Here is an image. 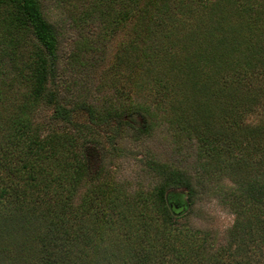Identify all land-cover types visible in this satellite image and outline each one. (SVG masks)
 I'll return each instance as SVG.
<instances>
[{
  "label": "trees",
  "instance_id": "obj_1",
  "mask_svg": "<svg viewBox=\"0 0 264 264\" xmlns=\"http://www.w3.org/2000/svg\"><path fill=\"white\" fill-rule=\"evenodd\" d=\"M78 19L97 22L106 36L127 24L134 34L123 76L128 91L117 89L99 108L58 102L52 88L57 33L39 0H0V65L21 28L41 52L26 103L0 119V263L237 264L244 257L240 249L219 248L204 257L201 232L165 204L167 190L184 189L191 205L195 187L212 171L243 190L248 210L244 216L236 212L244 222L236 223L233 234H244L245 251L252 246L259 261L264 124L249 127L243 120L264 109V0H90ZM144 90L151 92L153 106L137 98ZM38 103L71 130L43 133L31 117ZM165 105L173 113L171 133L198 142L192 174L155 162V183L129 192L104 168L90 171L89 126L107 128L110 140L125 130L145 135L151 130L146 121L156 122ZM75 111L86 114L88 125H73ZM131 115L144 126L134 127L127 120Z\"/></svg>",
  "mask_w": 264,
  "mask_h": 264
},
{
  "label": "rangeland",
  "instance_id": "obj_2",
  "mask_svg": "<svg viewBox=\"0 0 264 264\" xmlns=\"http://www.w3.org/2000/svg\"><path fill=\"white\" fill-rule=\"evenodd\" d=\"M89 2L90 0H39L42 14L57 33L52 88L56 92L58 102L66 108L74 107L80 102L99 108L117 89L124 87L123 76H126L127 68L125 63L130 55L127 46L132 43L134 35L131 24L114 31L110 36L103 35L101 25L97 22L83 24L78 21ZM13 34L16 35V38L13 36L16 44L7 52L0 65L1 120L26 103L34 81L32 68L41 54L37 43L26 29L21 28ZM129 74H132L131 69ZM49 85L51 87V84ZM124 90L128 91V88L124 87ZM132 91L128 92L129 96L135 99ZM138 97H144L145 102L153 106L151 92L148 90L138 93ZM164 107V114L156 113V122L149 119L146 121L151 130L145 135H135L125 130L122 134L117 133L114 140H110L111 133L107 128L99 125L89 126L92 132L87 137L93 139V142L86 145L90 171L94 173L98 168H104L111 180L121 184L129 192L147 190L155 183L156 178L151 168V164L155 162L166 163L192 174L197 168L198 142L194 136L179 138L171 133L168 122L173 113L169 111L168 105ZM51 114L49 106L38 103L31 117L34 123L43 125V133L71 130L72 126L64 127L53 120ZM127 120L134 127L144 126L136 115L129 116ZM72 121L73 125H88L87 116L83 111H75ZM115 121L116 119L111 118L109 124L112 126ZM207 122L212 127L219 125L214 124L213 120ZM243 123L249 127L263 125L264 109L252 110ZM204 180L203 185L195 187L191 205L188 204L184 189H170L164 194L166 206L172 210L175 217L185 216L189 226L201 232L207 241L204 257L219 248H226L229 253L240 249L244 251V257H238L237 264L251 263L255 260L254 251L251 253L252 246L248 247L250 250L245 251L244 234H233L236 223L240 220L241 224L244 222L242 214L237 216L236 212L240 210L244 216V212L248 210L243 190V193L238 191L228 176L213 175V171L206 175ZM236 238L239 241H235ZM256 245H260V258L251 264H264V243ZM239 255L241 257L240 253Z\"/></svg>",
  "mask_w": 264,
  "mask_h": 264
}]
</instances>
